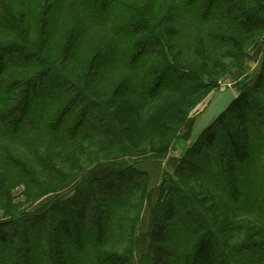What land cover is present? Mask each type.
<instances>
[{
	"label": "trees",
	"instance_id": "obj_1",
	"mask_svg": "<svg viewBox=\"0 0 264 264\" xmlns=\"http://www.w3.org/2000/svg\"><path fill=\"white\" fill-rule=\"evenodd\" d=\"M217 1L0 0V197L8 202L0 216V264H129L144 237L148 249L140 264H264V101L252 97V88L238 92L190 147V136L186 140V158L202 144L207 162L186 168L188 160L181 159L180 176H202L206 194L219 195L213 208L206 211L203 198L191 189L187 196L173 180L170 201L155 204L147 233L121 235L130 239V250L117 252L110 232L111 212L149 177L136 169L145 153L129 150L134 144L127 133L174 132L192 93L208 89L204 74L175 61L174 37L199 27L207 47L237 48L239 33L264 29V0H249L258 12L234 24L228 16L227 28L217 30L226 35L220 40L206 22L214 16L223 23L228 15ZM133 120L136 126L126 129ZM92 138L94 148L82 144ZM102 143L111 149L103 152ZM77 153L86 167L71 164L69 175L59 172L53 159L65 167ZM116 155L123 161L110 160ZM41 159L49 164L38 170ZM20 182L54 197L33 210L36 201L28 200L22 210L11 192ZM229 230L261 241L244 263L234 260L241 248L226 242Z\"/></svg>",
	"mask_w": 264,
	"mask_h": 264
},
{
	"label": "rangeland",
	"instance_id": "obj_2",
	"mask_svg": "<svg viewBox=\"0 0 264 264\" xmlns=\"http://www.w3.org/2000/svg\"><path fill=\"white\" fill-rule=\"evenodd\" d=\"M225 1L226 0H222L215 3L217 5H221V7H223L228 13L227 16L224 15V18H222L223 23L214 19V16L209 17L206 21L207 24H213L215 29L214 34H216V36L219 35L218 38L220 40H222V37H226V35L222 32H217V30L222 27L227 28L228 24H226V19L228 16L234 18L232 21L234 24L237 20H244L247 12H250L251 10L253 12H258L257 6L249 0ZM260 18L264 21V16ZM203 38L204 35L199 27H191V29L183 28L180 34L173 39L176 43V50L173 53L175 61L180 65L195 68L204 74L202 76L205 77L204 80L208 86L207 90L194 91L192 93L196 97L191 107H188L184 111L185 114L182 124L176 128L177 130L175 129L174 132H164L161 135H143L138 131V128L135 130V134L127 133V137H129L134 144V146L130 147L129 150L136 154L145 153V157L141 159L142 161L135 165L136 169L139 172H145L149 177L148 180L147 178L144 179L145 185L142 189H140V191L134 190L132 192L133 196L128 197L120 205V209L116 212H111V215L109 216V219L114 221V223H112V226L114 227L111 226L110 232L115 238L113 245L116 247L117 252L122 253L131 249L130 239H123L121 235H133L135 233L145 235L147 233L148 223H150V217L154 211L155 204L159 202H166L168 200L170 201L168 196L171 194L170 186H172L173 180L185 189L187 196H189V189H191V192L199 199L203 198V205L205 206L206 211H209L215 205L213 204V202H215L214 199L218 198L219 195L218 193L215 195L206 194L205 191L208 188V182L203 180L202 176L197 177L196 179H190L187 176H180V174L181 167L183 166L181 159L186 158V140L190 136L191 127L194 128L196 126L200 117L205 113L210 103L215 99L217 93L226 89H231L237 96L238 92H244L247 91L248 88H252V90H250L252 97L258 102L264 101V29L256 31L253 34L239 33L236 37L238 40L237 48L231 46L230 44H208L205 42L208 45L207 47L202 43L204 41ZM256 78L262 79V83L258 87L255 85L256 82L253 81L256 80ZM78 112V107H75L73 112L74 116H71L70 118V120L74 119V123L79 117ZM91 114H95V111H91ZM227 117L230 116L228 115ZM136 123L137 120H133L130 125H125V128L127 129L129 126H136ZM97 143L98 140L94 138L88 142H82V144H91L86 146L88 148L91 146L94 148ZM139 144L142 145L139 146ZM102 149L103 152H107L111 149V146L109 144H105L102 145ZM201 150L205 151V149L202 148V144L198 145L194 151L192 150L188 154V158H186L188 163H185L184 167L189 168V164H194V162L200 163L202 161V164L206 163L207 161L202 159L203 156L200 157L204 153L201 152ZM57 152L60 151L56 150L53 154ZM50 156H52V154L49 155V157ZM120 156L121 155H116L110 160L122 162L123 160L120 161ZM53 160L54 163L57 164L59 172H63L67 175L71 173V164L72 166H79L82 168L86 167V159L81 156L80 153H77V161H75L74 156L71 154L68 158V163L65 164V167H61L62 160H59L58 157H55ZM128 162L129 164H132V161ZM48 164L49 162H45V159L39 160L38 170H42L44 167L48 166ZM248 165L249 164L246 163L244 165L237 166L238 169L234 173L235 178L239 179V172L244 170V168ZM93 176L94 175H91V177ZM40 179L42 183L45 182L44 177H41ZM181 179L183 180V184ZM11 192L13 203L17 206H22V210L25 208L23 206L28 205L26 203L28 200H32L33 202L36 201L34 206L28 208V210H33L54 197L53 194L42 196L39 188L28 186L26 183L22 182H20L17 186L12 187ZM142 198L145 199L140 205ZM149 199L150 201H148ZM4 204L8 205V202L3 201L0 197V216L2 214H6ZM108 213H110V211L106 214ZM116 214L118 215L117 217ZM138 217L140 218V221L137 227V224L135 226V223ZM104 218L106 219V216H104ZM115 220L117 221L115 222ZM246 220L248 222L247 218ZM132 226L135 227L134 233ZM227 234H233V236ZM227 234L224 235L226 242L233 246L236 244L238 245V248H241V252L238 253L237 257H235L236 259H234L240 261L241 263H244L245 259L252 253L250 250L255 248L253 246L258 245L261 242L259 238H249L247 240L245 236H242L244 234H241L237 238L236 232L233 233L231 230H229ZM124 237L129 238L127 236ZM233 237H236V239ZM144 238L140 241L139 254L135 253V249L131 252L129 264H140V261H142L140 258L147 254L148 239ZM174 239V236H171L170 241L172 242ZM248 246L249 249H242V247L248 248ZM143 260H146L145 264H150L147 259ZM177 261L179 260L176 259L175 261H172L171 264H177ZM35 264H38V262ZM83 264H88V261H85Z\"/></svg>",
	"mask_w": 264,
	"mask_h": 264
},
{
	"label": "water",
	"instance_id": "obj_3",
	"mask_svg": "<svg viewBox=\"0 0 264 264\" xmlns=\"http://www.w3.org/2000/svg\"><path fill=\"white\" fill-rule=\"evenodd\" d=\"M235 100L236 95L231 89H226L217 93L215 99L210 103L207 110L200 117L196 126L192 130L187 141V147H190L203 131L225 114Z\"/></svg>",
	"mask_w": 264,
	"mask_h": 264
}]
</instances>
